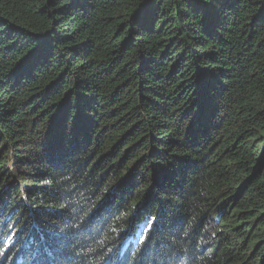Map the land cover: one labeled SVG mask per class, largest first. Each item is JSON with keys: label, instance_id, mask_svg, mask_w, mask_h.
<instances>
[{"label": "trees", "instance_id": "obj_1", "mask_svg": "<svg viewBox=\"0 0 264 264\" xmlns=\"http://www.w3.org/2000/svg\"><path fill=\"white\" fill-rule=\"evenodd\" d=\"M0 240L264 264V0H0Z\"/></svg>", "mask_w": 264, "mask_h": 264}, {"label": "clouds", "instance_id": "obj_2", "mask_svg": "<svg viewBox=\"0 0 264 264\" xmlns=\"http://www.w3.org/2000/svg\"><path fill=\"white\" fill-rule=\"evenodd\" d=\"M3 261L2 258H0V262ZM23 261L22 255L16 258L11 259L10 261H8L7 264H21ZM1 264V263H0ZM24 264H31L30 260H27Z\"/></svg>", "mask_w": 264, "mask_h": 264}, {"label": "snow or ice", "instance_id": "obj_3", "mask_svg": "<svg viewBox=\"0 0 264 264\" xmlns=\"http://www.w3.org/2000/svg\"><path fill=\"white\" fill-rule=\"evenodd\" d=\"M0 243H5V241H3V240H0ZM5 246H6V247H8V245H7V244H5Z\"/></svg>", "mask_w": 264, "mask_h": 264}]
</instances>
